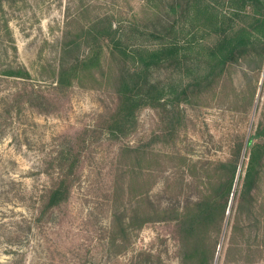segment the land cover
<instances>
[{"label":"rangeland","instance_id":"374dc122","mask_svg":"<svg viewBox=\"0 0 264 264\" xmlns=\"http://www.w3.org/2000/svg\"><path fill=\"white\" fill-rule=\"evenodd\" d=\"M178 4L0 0V68L19 66L31 74L29 81L0 75V264H182L173 223L129 229V219L137 207L145 212L149 193L166 206L182 178L188 183L216 177L212 165L205 171L201 164L228 159L231 147L249 138L264 116L259 58L233 65L218 85L181 109H141L132 131L119 139L97 125L114 107L122 64L106 57L102 66L81 71L70 87L56 88L63 62L72 64L100 46L108 52L106 41L95 40L108 22L124 36L125 46H145L156 28L181 18ZM180 70L157 69L151 80L171 90L194 78L187 68ZM73 148L84 151L70 197L37 221L42 196L58 174L55 158ZM255 194L253 219L246 208L239 218L241 229L250 222L254 227L235 235L237 210L227 215L217 264H264V172ZM209 243L214 249L216 236Z\"/></svg>","mask_w":264,"mask_h":264},{"label":"trees","instance_id":"16d2710c","mask_svg":"<svg viewBox=\"0 0 264 264\" xmlns=\"http://www.w3.org/2000/svg\"><path fill=\"white\" fill-rule=\"evenodd\" d=\"M177 7L182 9L181 18L168 28H156L150 33L148 45L125 46L124 36L108 22L106 30H100L95 36L99 44L107 42L108 52L100 46L72 64L63 62L60 65L56 82L58 90L70 87L84 69L102 66L106 57L123 65V70L115 78L114 107L97 125V129L110 137L119 139L127 136L135 126L137 113L145 107L169 108L174 112L183 105L192 104L195 98L218 85L230 67L252 56L259 58L256 71L261 75L264 67V0H179ZM4 25L10 31L8 22ZM173 33L178 36L174 37ZM208 37L213 40L206 41ZM12 49L17 53L15 46ZM69 49L65 46L64 51ZM169 66L180 71L187 68L194 78L171 90L152 82L155 70ZM0 75L25 81L31 79L27 69L13 65L0 68ZM260 84L263 91V76ZM125 150L137 152V149L128 147ZM83 151L73 148L55 158L58 174L52 187L42 196L37 221L69 199L78 179ZM198 165L193 164V170H197ZM210 165L216 170V177L188 183L182 178L178 184L179 191L166 206L157 205L149 193L145 198V212L135 208L128 228L139 229L156 222L173 223L182 264H213L214 259L216 263L219 235L227 215L237 210L232 227L235 235L240 231L245 234L247 229L254 227L250 222L249 226L241 229L239 218L244 215L245 208L249 219L250 216L252 218L259 204L255 193L261 189L264 172V116L247 140L244 136L242 141L231 147L228 159L203 163L201 169L208 171ZM193 170L190 177L196 179ZM237 185H241L240 190ZM194 187L199 189L195 196L192 195ZM167 189L168 185L165 191ZM186 190L191 192L186 193ZM116 216L115 223L120 221ZM258 221L255 218V222ZM215 236L216 245L211 249L209 241ZM255 251L252 246L248 249L251 255Z\"/></svg>","mask_w":264,"mask_h":264},{"label":"water","instance_id":"95a60500","mask_svg":"<svg viewBox=\"0 0 264 264\" xmlns=\"http://www.w3.org/2000/svg\"><path fill=\"white\" fill-rule=\"evenodd\" d=\"M263 78H264V75H263ZM262 82H263V79H262ZM261 84H262V83H261ZM239 174H240V172H239ZM239 174H238V175H239ZM232 202H233V200H232L231 203H230V207H231V205H232ZM221 246H222V243H221L220 246H219V252H218V256H217V260H216V264H217V262H218V257H219V254H220Z\"/></svg>","mask_w":264,"mask_h":264}]
</instances>
